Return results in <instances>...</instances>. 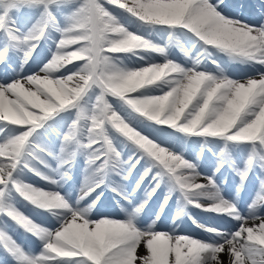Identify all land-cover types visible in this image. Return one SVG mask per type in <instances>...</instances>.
I'll use <instances>...</instances> for the list:
<instances>
[{
  "label": "snow or ice",
  "instance_id": "6c2138e0",
  "mask_svg": "<svg viewBox=\"0 0 264 264\" xmlns=\"http://www.w3.org/2000/svg\"><path fill=\"white\" fill-rule=\"evenodd\" d=\"M0 264H264V0H0Z\"/></svg>",
  "mask_w": 264,
  "mask_h": 264
},
{
  "label": "bare ground",
  "instance_id": "6f19581e",
  "mask_svg": "<svg viewBox=\"0 0 264 264\" xmlns=\"http://www.w3.org/2000/svg\"><path fill=\"white\" fill-rule=\"evenodd\" d=\"M203 214H205V213H201L199 216H200V221L202 222V223H214V224H221V225H223V221L222 220H220V221H218V222H212L211 220L209 221H207L204 217H203ZM206 215H211V214H206ZM202 235H204V234H202V231H201V234H200V236H202Z\"/></svg>",
  "mask_w": 264,
  "mask_h": 264
},
{
  "label": "rangeland",
  "instance_id": "374dc122",
  "mask_svg": "<svg viewBox=\"0 0 264 264\" xmlns=\"http://www.w3.org/2000/svg\"><path fill=\"white\" fill-rule=\"evenodd\" d=\"M133 20H134V18H131V21H129V23H130V26H131L132 28H135V27H134L135 24L133 23ZM190 147H191V149H196V148H198V146L195 145V144L190 145ZM49 222H50V221H49ZM36 244H37V243H35V246H34V247L31 246L33 250L35 249ZM35 250H36V249H35Z\"/></svg>",
  "mask_w": 264,
  "mask_h": 264
}]
</instances>
